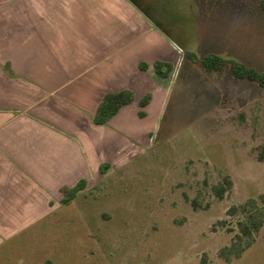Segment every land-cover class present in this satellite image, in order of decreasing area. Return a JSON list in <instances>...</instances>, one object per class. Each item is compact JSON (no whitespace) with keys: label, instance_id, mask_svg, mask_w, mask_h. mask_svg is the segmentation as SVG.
I'll list each match as a JSON object with an SVG mask.
<instances>
[{"label":"rangeland","instance_id":"1","mask_svg":"<svg viewBox=\"0 0 264 264\" xmlns=\"http://www.w3.org/2000/svg\"><path fill=\"white\" fill-rule=\"evenodd\" d=\"M139 1L178 45L164 83L154 71L165 92L152 130L124 163L107 162L74 199L3 240L0 264H264V226L239 258L220 255L237 232L227 210L264 193V87L201 66L216 55L264 73L260 0ZM226 175L218 199L212 186Z\"/></svg>","mask_w":264,"mask_h":264},{"label":"crops","instance_id":"2","mask_svg":"<svg viewBox=\"0 0 264 264\" xmlns=\"http://www.w3.org/2000/svg\"><path fill=\"white\" fill-rule=\"evenodd\" d=\"M143 15L131 0H0V243L40 224L102 164L124 163L152 130L165 92L153 64L177 43ZM122 89L134 100L95 124L104 95Z\"/></svg>","mask_w":264,"mask_h":264},{"label":"trees","instance_id":"3","mask_svg":"<svg viewBox=\"0 0 264 264\" xmlns=\"http://www.w3.org/2000/svg\"><path fill=\"white\" fill-rule=\"evenodd\" d=\"M142 12L147 16L154 19L155 16L149 11V9L144 6L139 0H131ZM260 8L264 14V0H260ZM158 20V19H157ZM157 25L160 22H156ZM163 27V26H162ZM164 32L167 31L163 28ZM185 58L188 57L187 51L184 53ZM193 57H196L193 55ZM197 62V57L194 59ZM201 66L206 73H217L221 72L226 68H230L233 74V79L236 81L247 80L253 84H258L264 87V73L259 72L252 68H247L243 64L230 59H224L216 55H208L201 61ZM140 68L142 70L148 69V64L144 61L140 63ZM155 73L165 78L168 76L169 71L172 66L169 62L157 60L153 64ZM134 100V92L130 89H122L116 92H108L104 95L101 100L96 113L93 117L95 124H106L109 119L114 116L119 109L132 102ZM150 95L146 94L140 101V111L139 115L141 117L146 115L144 107L149 103ZM258 159L264 160V144L261 146L258 152ZM107 164L102 165L101 172L105 173L104 168ZM86 180L80 179L78 183L72 188L64 189L63 203H67L74 199L78 192L85 189ZM232 186V181L228 175L223 177V182H220L212 186L213 193L218 199H223L226 191H228ZM194 205V201H193ZM228 215H239L237 220V232L234 234L230 245L224 246L220 255L227 261L239 258L256 240V236L260 229L264 226V193L259 194L255 198L247 199L240 205H234L227 210ZM46 264H52L46 262Z\"/></svg>","mask_w":264,"mask_h":264},{"label":"flooded vegetation","instance_id":"4","mask_svg":"<svg viewBox=\"0 0 264 264\" xmlns=\"http://www.w3.org/2000/svg\"><path fill=\"white\" fill-rule=\"evenodd\" d=\"M156 18V17H155ZM155 22H157V18L156 19H153Z\"/></svg>","mask_w":264,"mask_h":264}]
</instances>
